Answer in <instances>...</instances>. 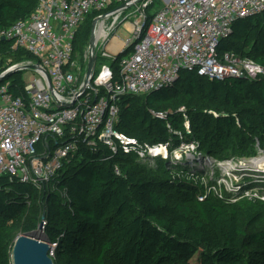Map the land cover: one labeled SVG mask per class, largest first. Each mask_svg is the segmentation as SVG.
<instances>
[{
	"label": "trees",
	"instance_id": "trees-1",
	"mask_svg": "<svg viewBox=\"0 0 264 264\" xmlns=\"http://www.w3.org/2000/svg\"><path fill=\"white\" fill-rule=\"evenodd\" d=\"M36 4L37 0H0V32L28 18ZM94 18L90 15L79 28L72 60L84 49L83 33L88 29L91 33ZM150 19L149 15L146 25ZM12 46L11 40H0V68H6L8 61L12 65L36 63L32 56ZM131 50L129 47L122 55ZM226 51L264 67V13L237 20L230 36L218 46V52ZM11 81L9 92L24 96L22 74H14ZM151 112L166 118H155ZM168 127L219 160L229 155L224 145L236 138L252 148L249 136L264 138V77L210 81L195 72H181L172 87L121 99L115 124L119 133L157 144L171 138ZM166 163L159 159L153 166L162 168ZM114 166L120 175L115 174ZM189 183L164 176L150 178L141 163L120 152L114 154L103 144L94 151L80 150L66 163L51 182L55 189L38 193L3 177L0 264H11L10 250L20 232L13 225L29 210L44 218L46 227L40 236L56 243L55 264H189L194 256L198 264H264L255 252H244L249 243L264 247V231H248L264 217L262 205L208 195L193 200L196 214L192 215L188 205L172 201L178 194L191 196ZM9 226L15 232L10 233ZM29 231L35 228L31 226L22 234Z\"/></svg>",
	"mask_w": 264,
	"mask_h": 264
},
{
	"label": "built area",
	"instance_id": "built-area-1",
	"mask_svg": "<svg viewBox=\"0 0 264 264\" xmlns=\"http://www.w3.org/2000/svg\"><path fill=\"white\" fill-rule=\"evenodd\" d=\"M151 3V0H37L28 18L0 32V40H11L13 49L36 59V63L15 65L8 61L6 68H0V77L13 67L20 69L21 74L26 71L35 74L28 81L22 75L24 96L9 92L10 77L0 82V180L6 177L10 183L28 185L38 193L48 185L55 189L51 182L65 164L80 150L94 151L98 144L137 163L149 159L153 164L158 156L167 154L171 139L150 144L119 133L115 124L123 97H139L172 87L181 72H195L210 81L229 78L254 81L264 77V67L254 60L230 51L218 52V46L229 37L237 20L264 13V0H167L150 15L146 25V8ZM93 14V21L98 20L95 50L100 53L94 56L91 78L85 86L86 68L79 80L73 70L76 58L72 57L76 34ZM123 18H134L131 31L122 25L131 36L113 53L107 46L116 37ZM114 19L111 29L98 39L99 24H110ZM138 36L139 41L132 45ZM129 47L131 52L122 55ZM95 63L98 69H94ZM31 65L39 68H26ZM179 112L183 113V109ZM151 114L166 118L161 113ZM183 119L189 135L184 114ZM170 132L183 136L178 131L170 129ZM114 172L120 175L117 166Z\"/></svg>",
	"mask_w": 264,
	"mask_h": 264
},
{
	"label": "rangeland",
	"instance_id": "rangeland-1",
	"mask_svg": "<svg viewBox=\"0 0 264 264\" xmlns=\"http://www.w3.org/2000/svg\"><path fill=\"white\" fill-rule=\"evenodd\" d=\"M152 3L146 8L147 15H152L159 8L162 7L163 2L167 0H151ZM135 15H133L134 17ZM134 18H123L117 28H120L115 32V36L126 43L130 36L128 31L132 30L131 23ZM116 22L114 19L110 24L100 23L96 37L99 39V30L104 27H110ZM124 25V29L122 27ZM129 25V28L127 27ZM90 37V29L85 30L83 33L84 49L76 54L75 67L73 70L76 72L77 78L80 80L82 74L85 71L88 63V44ZM99 51L95 50V57L99 55ZM96 60H98L96 58ZM94 69H98V65L95 63ZM25 80H29L32 76H35L34 72L26 71L22 72ZM12 78V76L10 77ZM243 133V132H242ZM248 133L251 132L248 130ZM244 134V133H243ZM245 135V134H244ZM170 148L167 150V154L160 155L155 160V163H159V159L167 162L162 168H156L151 164L149 159L141 162L142 169L146 175L150 178L160 179L169 177L171 180L182 179L186 180L191 185V196L177 195L176 199H172L174 202H178L181 205H188L191 208L192 215L196 214L193 200L200 199L202 196L214 195L222 197L223 199H231L232 202L239 200H246L252 203L262 205L264 209V138L259 136H249L252 144L248 147V143L243 145L242 138H236L231 140L228 144L224 145V148L228 152L226 159L219 160L216 157H209L206 151H201L193 144L188 137L179 136L174 132L170 133ZM247 136V138L249 139ZM243 145L242 149L240 148ZM181 149H178V148ZM231 150H234V154H231ZM227 163V164H226ZM169 165H179V170ZM169 166V167H168ZM171 167V168H170ZM47 188L50 189L48 185ZM168 193H174L169 191ZM42 217L39 212L29 210L26 214L17 220L15 224L19 229V235L26 231L29 227H34L35 232L40 234L43 232L44 222L40 227ZM11 222H8L10 225ZM9 226L8 231L10 233L15 232L14 228ZM249 232H263L264 231V217L255 225L248 229ZM14 238V235L11 234ZM244 252H255L260 261L264 262V247L249 243ZM85 255V253H83ZM54 258V257H53ZM189 264H198L197 257L194 256Z\"/></svg>",
	"mask_w": 264,
	"mask_h": 264
},
{
	"label": "water",
	"instance_id": "water-1",
	"mask_svg": "<svg viewBox=\"0 0 264 264\" xmlns=\"http://www.w3.org/2000/svg\"><path fill=\"white\" fill-rule=\"evenodd\" d=\"M97 21L98 20L95 19L92 22V27H91L90 39H89V44H88V53H87L88 63L86 66L85 86L89 83V80L91 78V73L93 70V65H94L95 45H96L95 29H96ZM143 27L144 25L142 26L141 31L143 30ZM139 39H140V36H138L132 42V45L137 43ZM3 40L4 39L1 38V41ZM119 56H121L120 53L118 54V57ZM26 68L30 70H36L39 67H37L36 65H31ZM20 72H21L20 69H18L17 67H13L5 75L0 77V82ZM83 92L84 90H82L77 95V97L79 98L83 94ZM43 219L44 218L42 217L40 227L42 225ZM52 245H54L53 248H52ZM55 246H56V243L49 241L42 236H39L35 231H29V232L20 234L14 239L11 250H10L11 264H55L54 258L52 256Z\"/></svg>",
	"mask_w": 264,
	"mask_h": 264
},
{
	"label": "crops",
	"instance_id": "crops-1",
	"mask_svg": "<svg viewBox=\"0 0 264 264\" xmlns=\"http://www.w3.org/2000/svg\"><path fill=\"white\" fill-rule=\"evenodd\" d=\"M116 20V19H115ZM128 27V25H127ZM129 28V27H128ZM111 28L110 27H104L101 28L98 32H99V36L98 37H102L104 36ZM118 41V42H117ZM114 43V44H113ZM117 43V44H116ZM121 43V44H120ZM120 44V45H119ZM123 42L120 41L117 37H114L110 40L107 49L110 50L111 52L115 50V52L120 49V47H122ZM114 46H118V48H114ZM112 47V48H111Z\"/></svg>",
	"mask_w": 264,
	"mask_h": 264
},
{
	"label": "bare ground",
	"instance_id": "bare-ground-1",
	"mask_svg": "<svg viewBox=\"0 0 264 264\" xmlns=\"http://www.w3.org/2000/svg\"><path fill=\"white\" fill-rule=\"evenodd\" d=\"M128 27H129V25H128ZM117 42H118V41H117ZM113 44H114V43H113ZM116 44H117V43H116ZM120 44H121V43H120ZM120 44H119V45H120ZM116 47L118 48V46H114V48H116ZM111 48H112V47H111ZM112 52L114 53V52H115V50H114V51H112ZM226 164H227V163H226Z\"/></svg>",
	"mask_w": 264,
	"mask_h": 264
}]
</instances>
